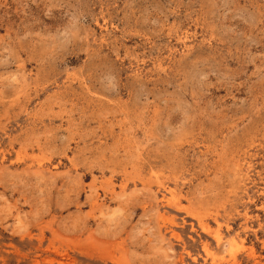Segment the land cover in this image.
Returning a JSON list of instances; mask_svg holds the SVG:
<instances>
[{
  "label": "rangeland",
  "instance_id": "1",
  "mask_svg": "<svg viewBox=\"0 0 264 264\" xmlns=\"http://www.w3.org/2000/svg\"><path fill=\"white\" fill-rule=\"evenodd\" d=\"M0 264H264V0H0Z\"/></svg>",
  "mask_w": 264,
  "mask_h": 264
},
{
  "label": "bare ground",
  "instance_id": "2",
  "mask_svg": "<svg viewBox=\"0 0 264 264\" xmlns=\"http://www.w3.org/2000/svg\"><path fill=\"white\" fill-rule=\"evenodd\" d=\"M219 242V241H218ZM220 243V242H219Z\"/></svg>",
  "mask_w": 264,
  "mask_h": 264
}]
</instances>
